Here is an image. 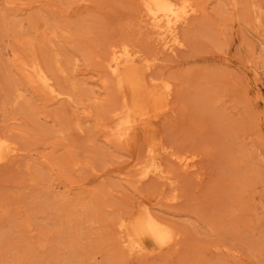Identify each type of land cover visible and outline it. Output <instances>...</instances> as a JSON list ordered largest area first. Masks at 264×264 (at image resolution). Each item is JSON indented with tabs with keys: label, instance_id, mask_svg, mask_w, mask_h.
Here are the masks:
<instances>
[{
	"label": "rangeland",
	"instance_id": "374dc122",
	"mask_svg": "<svg viewBox=\"0 0 264 264\" xmlns=\"http://www.w3.org/2000/svg\"><path fill=\"white\" fill-rule=\"evenodd\" d=\"M188 1L171 53L140 0H0V133L17 148L0 164V264H264V0ZM126 43L171 91L118 141L106 61ZM31 56L60 96L27 82ZM150 135L168 178L141 176ZM144 209L174 239L129 254L117 224Z\"/></svg>",
	"mask_w": 264,
	"mask_h": 264
},
{
	"label": "bare ground",
	"instance_id": "6f19581e",
	"mask_svg": "<svg viewBox=\"0 0 264 264\" xmlns=\"http://www.w3.org/2000/svg\"><path fill=\"white\" fill-rule=\"evenodd\" d=\"M140 2L145 23L154 29L155 35L162 41L163 49L171 53L175 52L177 48L183 45L178 31L179 27L185 25L196 11L193 3L188 0H140ZM255 18L257 21L255 25H257L260 20L258 15H255ZM127 44L120 46L118 44V47L112 44L113 47L109 49V57L106 61L109 72L116 79V89L120 95L118 106L112 109V118L116 123L111 129V135L118 141L126 139L134 130L148 129L149 131L156 113V100L162 101L163 107H167L171 91L170 82L167 83L162 80L159 83H154L148 78L149 63L139 62V55L136 51L131 50V46L129 47ZM56 56L54 61L58 63ZM17 62L20 72L29 84L51 98H57L61 95L62 92L57 91L52 77L35 56H31L28 61L19 60ZM257 90L259 91V89ZM11 141L0 133V164L17 155V148L13 146V141ZM160 155L159 140L150 135L146 149V160L140 167L142 177L153 175L158 178H168L167 175H164ZM176 159L183 173L195 172L193 169L195 162L192 157L185 156ZM161 180L163 181V179ZM169 200L171 199L169 198ZM144 211L142 216L132 222L122 218L118 221V237L121 245L129 254L156 253L174 239L175 233L173 234L159 218H156L157 216H154L153 213L150 214L151 212H146L145 209Z\"/></svg>",
	"mask_w": 264,
	"mask_h": 264
}]
</instances>
